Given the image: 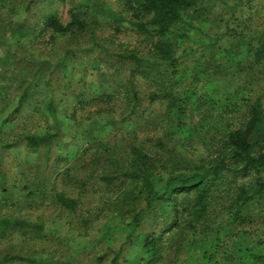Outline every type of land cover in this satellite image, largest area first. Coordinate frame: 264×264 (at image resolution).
Segmentation results:
<instances>
[{
    "label": "trees",
    "instance_id": "16d2710c",
    "mask_svg": "<svg viewBox=\"0 0 264 264\" xmlns=\"http://www.w3.org/2000/svg\"><path fill=\"white\" fill-rule=\"evenodd\" d=\"M138 1L140 6L135 10V20L127 24L132 31L154 39L152 52L144 56L112 54L102 44L98 48L111 59H118L120 64L129 68L130 76L123 87L124 113L120 121L125 131L130 134L137 129H150L154 126L159 127L162 134L148 138L149 145L136 139L121 141L120 144L103 143L104 137L100 132L110 130L109 126L113 122L109 118L101 130L98 128V135L89 139L90 147L93 144L97 149L95 155L88 160L89 157L83 155L85 150L80 152L73 142L67 143L62 138L57 109L60 105H69V98H73L75 106L79 107L103 103L111 100L113 93L117 91L108 86H93L89 89L95 95L88 99L81 89L83 84L79 85L80 90L74 94L68 92L70 86L65 84V99L52 94L40 101L39 110L52 119L55 129L39 133L23 131L21 140L9 143L1 139L3 129L12 124L13 119L23 115L37 88V83L33 80H21L23 87L16 106L0 121V143L3 150L24 147L23 163L16 165L24 177V200L35 205L48 199L56 206L74 212L77 208L75 199L61 193H47L57 176L81 189H86L90 182L111 187L115 183L129 181L132 188L125 196L117 199V211L131 214V233L117 250L101 255L97 262L264 264V246L260 250L257 247L251 250L248 242L245 249L233 252L222 246V235L232 226L246 224V211L252 205L256 206L264 196V107L260 97L252 98L251 85L254 78L249 75L255 66L258 72L255 78H258V74L264 76V45L253 55L254 66L252 63L238 66L230 77L231 85L226 82L228 79L224 80L223 86L233 89L232 97L225 99L221 107L211 109L212 100L204 98L195 88H186L185 75H180L178 70L179 50L187 38L185 33L178 30L184 25L192 26L191 22L196 18L189 14L199 16L197 11L205 9L206 1ZM22 7L21 0H0V32L3 38L9 36L21 40L29 37L32 28L28 17L22 15L19 20L14 21L22 13V9L24 14L29 13L28 5ZM43 18V30L57 37L88 28L81 14L73 11L70 12L71 20L67 24L60 21L56 11L46 13ZM140 18L145 19V22ZM117 23L123 24L122 19H118ZM46 63L47 61L36 65L28 63L33 67L28 73L39 75ZM92 67L98 68L95 64ZM243 75V90L238 91L235 78H243ZM137 77L156 86V92L148 96V101L164 103L162 115L154 114L146 121L140 118L142 98L139 96ZM180 85L184 89L180 90ZM48 90L49 94L52 93L50 88ZM197 111L201 117L195 124L192 121ZM210 111H215L213 122L210 120ZM71 115L69 120L72 121L74 112ZM198 146L202 147L204 156L190 154L189 150L196 151ZM61 160L72 163L61 172L56 171V164ZM40 164L44 167L41 176L28 180L29 176L26 174L30 172L26 168L38 169ZM244 179L247 180L243 181ZM213 218H221V221H213V224ZM0 224L1 236L20 232L35 239L46 240L57 231L53 226L47 227L40 222L16 218L0 220ZM140 228L145 235L132 236L133 231ZM53 259L50 261L63 264ZM47 263L38 255L16 254L0 258V264Z\"/></svg>",
    "mask_w": 264,
    "mask_h": 264
},
{
    "label": "rangeland",
    "instance_id": "374dc122",
    "mask_svg": "<svg viewBox=\"0 0 264 264\" xmlns=\"http://www.w3.org/2000/svg\"><path fill=\"white\" fill-rule=\"evenodd\" d=\"M205 1V9L197 11L199 16L189 14L197 19L193 23L189 19L192 26L184 25L178 30L187 37L179 50L178 70L180 75H185L186 88H195L204 98L211 99L210 106L213 109L221 107L225 99L232 97L233 89H226L223 86L224 80L228 79L226 82L231 85L232 73L238 66L252 63L253 55L264 45V0ZM21 3L22 8L28 5L30 11L24 14L22 9V13L14 21L19 20L22 15L28 17L32 28L29 37L21 40L9 36L3 38L0 32V121L16 106L23 87L21 80H33L37 83V88L23 115L13 119L12 124L3 129L2 140L16 143L21 140L23 131H53L55 128L52 119L39 110L40 101L52 94L65 99V84H69L68 92L71 94L77 93L79 85L83 84L81 89L88 99L95 95L89 89L93 86H108L117 91L113 93L111 100L103 103L79 107L75 106L73 98H69V105H60L57 109L62 138L67 143L73 142L80 152L85 150L83 155L89 157L88 160L95 155L97 149L93 144L90 147L89 139L98 135V128L101 130L109 118L113 122L109 126L110 130L100 132L104 137L103 143L120 144L121 141L136 139L149 145L148 138L162 134L160 128L154 126L150 129H137L130 134L125 131L120 121L124 113L123 87L130 76L129 68L120 64L118 59H111L98 48L102 44L112 54L144 56L152 52L154 39L132 31L127 24L135 20V10L140 6L138 0H21ZM52 11L57 12L64 24L70 22L71 11L81 14L88 28L82 32L75 30L67 36H53L49 31L43 30L42 23L43 16ZM118 19H122L123 24H118ZM141 20L145 22V19ZM45 61L47 63L42 66L43 70L39 75L28 73L33 68L28 63L36 65ZM94 64L97 69L92 67ZM257 73V67L254 66L249 74L254 78L251 94L252 98L260 97L264 107V76L258 74L256 79ZM244 77L245 75L243 78H235L238 91L243 90ZM137 79L139 96L142 98L140 118L146 121L154 114L162 115L165 104L161 101H148V96L156 92V86L147 84L141 77ZM49 88L52 91L50 94ZM179 89L184 88L180 85ZM72 112L74 120L71 121L69 118ZM214 112L209 113L211 122ZM199 114L197 111L192 123H197L201 117ZM127 118L131 120L130 116ZM201 148L198 146V150L190 149L189 152L198 157L204 156L205 152ZM24 153V147L3 150L0 143V220L16 218L40 222L47 227L53 226L57 231L46 240L35 239L20 232L0 235V258L21 254L41 256L48 261L47 264H55L50 261L53 258L63 264H102L97 262L98 258L110 250H117L131 233V214L117 211V199L131 190V183L125 181L107 187L90 182L86 189H81L57 176L54 185L48 187V195L61 193L75 199V211L68 212L48 199L35 205L29 204L24 200V177L21 176L19 167H16L23 163ZM70 163L72 162L61 160L56 164L55 170L61 172ZM26 169L30 172L26 174L30 180L41 176L44 167L40 164L38 169ZM245 180L247 179L243 181ZM219 206L220 204L217 209ZM253 206L246 211V224L232 226L222 235V246L226 250L233 252L245 249L248 242L251 250L254 247L258 250L263 248L264 196ZM213 213L212 211V216ZM218 220L221 221V218H213L212 223ZM144 235L141 228L132 233V236Z\"/></svg>",
    "mask_w": 264,
    "mask_h": 264
}]
</instances>
